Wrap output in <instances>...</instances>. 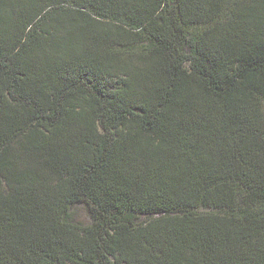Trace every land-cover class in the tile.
I'll return each instance as SVG.
<instances>
[{"label": "trees", "instance_id": "16d2710c", "mask_svg": "<svg viewBox=\"0 0 264 264\" xmlns=\"http://www.w3.org/2000/svg\"><path fill=\"white\" fill-rule=\"evenodd\" d=\"M0 264H264V0H0Z\"/></svg>", "mask_w": 264, "mask_h": 264}, {"label": "rangeland", "instance_id": "374dc122", "mask_svg": "<svg viewBox=\"0 0 264 264\" xmlns=\"http://www.w3.org/2000/svg\"><path fill=\"white\" fill-rule=\"evenodd\" d=\"M144 220H146V219L141 218V221H144ZM74 221H75V223H77L79 225L89 224V222H90L89 217L82 207H77L75 209Z\"/></svg>", "mask_w": 264, "mask_h": 264}]
</instances>
